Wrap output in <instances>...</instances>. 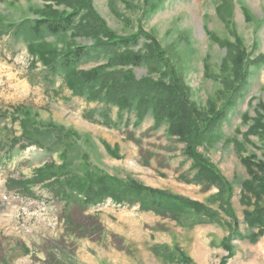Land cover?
Masks as SVG:
<instances>
[{
    "label": "rangeland",
    "instance_id": "rangeland-1",
    "mask_svg": "<svg viewBox=\"0 0 264 264\" xmlns=\"http://www.w3.org/2000/svg\"><path fill=\"white\" fill-rule=\"evenodd\" d=\"M87 1L118 37L144 32L132 50L149 63L128 68L136 79L181 78L204 114L226 113L197 152L229 185L195 183L194 161L166 122L156 127L151 114L137 122L126 112L117 120L111 106L116 126L107 127L87 118L104 104L73 96L59 77L45 83L44 66L14 25L40 19L49 5L70 8L0 0V264H264V225L246 222L255 212L264 223V0ZM45 42L93 43L72 32ZM228 45L244 55L246 84L227 61ZM106 62L94 57L78 67ZM102 175L204 204L215 217L172 202L115 204ZM88 188L99 201H87Z\"/></svg>",
    "mask_w": 264,
    "mask_h": 264
},
{
    "label": "trees",
    "instance_id": "trees-1",
    "mask_svg": "<svg viewBox=\"0 0 264 264\" xmlns=\"http://www.w3.org/2000/svg\"><path fill=\"white\" fill-rule=\"evenodd\" d=\"M42 1L68 7L71 11L63 10L59 13L49 5L48 11L42 12L40 19L23 21L14 25V30L24 35L28 42V51L44 66L45 83L53 84L54 78L59 77L73 96L84 97L88 102L104 104L103 108L90 110L87 118L107 127L116 126V122L110 116L111 106L118 109L117 120H121L122 113L126 112L128 115L134 114L137 122L143 121L151 114L156 127L166 122L169 133L184 142L186 155L194 161L197 172L193 181L198 184L215 185L225 190L228 182L212 163L197 152V147L208 137H212L215 131L223 128L226 113L221 112L210 117L204 114V109L198 108L189 100L188 88L181 78L174 77L169 83L154 81L147 77L136 79L128 68L149 63L146 56L132 50L144 32L132 38L118 37L107 27L87 0ZM80 12L82 16L76 24L75 18ZM68 32H72L76 38L92 40L93 43L91 46L71 44L66 48L57 49L45 42L48 37L66 35ZM147 37L151 39V44L156 46L154 40L148 35ZM94 57L107 58V62L91 70L79 69L78 66L83 60ZM243 58L244 55L240 52L233 54L231 45H228L227 61L231 59L235 63V73L240 84L243 82L246 84L248 79V72L241 67ZM160 59L163 58L160 56ZM242 89L243 87L239 86L237 94L231 96V103L236 102ZM95 114L99 120H95ZM70 135L63 134V137L67 138ZM101 180L104 182V186L102 184L104 195L110 197L115 204L140 203L144 209L156 207L160 209L163 207L162 202H172L174 209L184 207L204 219L215 217L204 204L180 196H173L136 182H120L107 175H102ZM228 188L231 189L230 186ZM87 197H89L87 201L91 203L99 201L100 198L91 196L90 188L87 190ZM181 222L182 225L188 224ZM246 222L250 227L264 225L255 212L247 214Z\"/></svg>",
    "mask_w": 264,
    "mask_h": 264
}]
</instances>
